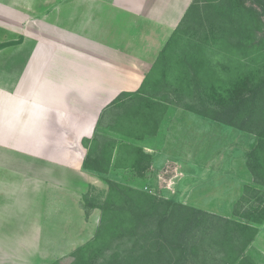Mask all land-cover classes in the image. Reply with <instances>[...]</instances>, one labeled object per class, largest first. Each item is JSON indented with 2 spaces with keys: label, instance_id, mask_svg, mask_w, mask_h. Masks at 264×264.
Wrapping results in <instances>:
<instances>
[{
  "label": "rangeland",
  "instance_id": "rangeland-1",
  "mask_svg": "<svg viewBox=\"0 0 264 264\" xmlns=\"http://www.w3.org/2000/svg\"><path fill=\"white\" fill-rule=\"evenodd\" d=\"M195 2H199V8L189 10V5ZM222 2L170 0L176 10L185 4L187 6L176 28L167 37L163 33L161 38H166L164 46L172 35L164 55H175L174 58L188 55L185 52L199 55L206 60L207 67L212 68L217 83L224 87L237 73L249 68L264 70V16L258 20L240 12L229 23L220 16L212 18L214 5H223ZM149 30L145 26L143 40L146 42L153 38L149 37ZM196 44L202 47L201 53L195 50ZM160 51L158 55H161ZM156 59L145 75L146 90L160 74L159 59ZM178 70V66L172 64L167 72L169 76H177ZM169 80L174 84L171 87L177 85L173 77H169ZM172 96L176 98V95ZM129 97H126L127 102ZM182 98L188 100V97ZM173 102L159 109L158 124L153 133L145 130L144 133L149 135L138 141L143 147L151 146L158 150L151 160L154 165L150 164L143 177L124 167L126 162L120 159L118 167L101 174L104 181L102 187L85 188L77 183L78 188H65L66 183L62 182L65 178L60 172H51L49 178L54 186L49 187V182L46 186L42 185V180L48 177L43 170L52 168L40 158L20 153L13 157L1 154L0 264L70 263L74 249L88 242L95 234L101 216L100 206L108 195L106 178L160 198H170L241 220L243 210L250 203H257L254 190L264 192V186L258 184L246 164V153L255 144L256 136L196 114L185 107V101ZM114 112L110 118L102 120V125L96 127V131L114 138L123 136L122 131L140 133L130 131V118L135 117L133 114L131 117L130 109L125 113L121 107V114L117 116ZM118 154L120 158L135 154V149L127 144ZM50 195L61 199L55 207L62 209V212H52ZM71 196H75L76 202L74 206L70 205L69 213L67 203ZM95 209L98 212L94 213ZM250 256L255 264H264V222L258 225Z\"/></svg>",
  "mask_w": 264,
  "mask_h": 264
},
{
  "label": "crops",
  "instance_id": "crops-1",
  "mask_svg": "<svg viewBox=\"0 0 264 264\" xmlns=\"http://www.w3.org/2000/svg\"><path fill=\"white\" fill-rule=\"evenodd\" d=\"M174 6L170 0H0V155L20 153L50 165L43 186L53 187L49 176L60 172L65 188L102 187L101 174L82 166L83 140L93 138L104 110V119L111 117L118 94L140 87L163 47L162 34L176 28L187 4ZM145 26L153 37L148 42ZM144 151L158 153L151 146ZM52 196L58 214L61 199ZM68 200L70 213L76 198Z\"/></svg>",
  "mask_w": 264,
  "mask_h": 264
},
{
  "label": "trees",
  "instance_id": "trees-1",
  "mask_svg": "<svg viewBox=\"0 0 264 264\" xmlns=\"http://www.w3.org/2000/svg\"><path fill=\"white\" fill-rule=\"evenodd\" d=\"M219 1H223V5H214V19L220 16L229 23L240 12L258 20L264 16V0ZM198 4H190L189 10L199 8ZM210 27L213 34L212 24ZM171 36L157 57L160 74L153 79L149 90L145 89V76L136 91L118 94L109 105L115 107V116L121 114V107L125 113L130 109L131 117L135 115L130 118V131L140 133L122 131L123 136L114 138L95 131L92 139L83 140L88 152L82 166L106 174L124 159V167L143 177L153 156L146 153L138 141L149 135L144 133L145 130L153 133L158 124L159 109L168 102L182 100L187 102L185 107L196 114L256 136L255 144L246 153V164L258 184L264 186V70L249 68L231 77L221 87L212 68L207 67L206 60L199 55H189L190 52L176 58L175 55H164ZM196 49L201 53L199 44ZM172 64L178 66L177 76H169L167 72ZM169 77H173L177 85L171 87L174 84L170 83ZM127 96H130L129 103ZM184 96L188 100H184ZM105 111L101 113L97 127L102 125ZM127 144L135 149V154L120 158L119 150ZM105 181L108 195L100 206L101 216L95 234L74 249L68 264H255L250 247L258 233V225L264 222V192L254 190L257 203H250L240 220L170 198H160L108 178Z\"/></svg>",
  "mask_w": 264,
  "mask_h": 264
}]
</instances>
